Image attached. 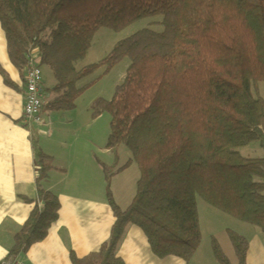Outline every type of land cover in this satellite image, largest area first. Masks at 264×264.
Returning a JSON list of instances; mask_svg holds the SVG:
<instances>
[{"label":"trees","instance_id":"16d2710c","mask_svg":"<svg viewBox=\"0 0 264 264\" xmlns=\"http://www.w3.org/2000/svg\"><path fill=\"white\" fill-rule=\"evenodd\" d=\"M161 18L162 33L148 29L119 42L101 62L82 70L99 30L121 33ZM0 23L13 66L24 72L34 51L56 85L44 111H73L98 81L79 85L124 60L126 78L110 101L94 104L110 117L106 148L125 147L140 178L133 206L122 210L111 195L115 224L108 241L71 264H125L119 247L131 227L146 236L156 258L186 264L202 245L198 199L264 236V0H0ZM4 85L20 92L0 65ZM258 145L259 158L240 149ZM37 185L54 169L53 159L34 151ZM37 204L15 237L9 256H21L45 241L61 204L39 190ZM26 204H32L23 198ZM232 255L211 238L219 264H247L249 241L226 233Z\"/></svg>","mask_w":264,"mask_h":264},{"label":"crops","instance_id":"0c3cea01","mask_svg":"<svg viewBox=\"0 0 264 264\" xmlns=\"http://www.w3.org/2000/svg\"><path fill=\"white\" fill-rule=\"evenodd\" d=\"M0 65L20 89L15 92L7 88L0 77V264L10 257L16 235L36 203H40L39 190L57 196L61 204L59 219L48 238L21 255L20 260L24 264H71V254L83 259L98 253L115 224L108 196L117 202L110 190L124 182L127 172L116 165V155L107 150V141L102 143L97 134L104 113L95 115L93 106L103 91L92 95L80 109L76 105L73 111L65 113L42 110L43 126L31 132L24 121L23 72L11 62L7 34L1 23ZM41 70L44 109L45 103L52 99L50 91L56 81L53 74L44 75ZM36 146L53 159L54 166L40 186L34 157ZM100 156L111 159L113 170L107 168V162ZM23 198L32 204H26ZM248 228L241 227L239 234L249 241L247 264H264V236ZM118 257L125 264H186L177 258H156L145 234L136 227L127 230ZM212 260L215 259L208 257V264H213Z\"/></svg>","mask_w":264,"mask_h":264},{"label":"rangeland","instance_id":"374dc122","mask_svg":"<svg viewBox=\"0 0 264 264\" xmlns=\"http://www.w3.org/2000/svg\"><path fill=\"white\" fill-rule=\"evenodd\" d=\"M161 21H162L161 18L144 20L124 30L121 33H114L112 31L105 29L99 30L96 34H94L90 38L89 56L84 62H80L76 65L77 70H82L93 64L100 65L101 62L112 52V50L119 42L132 37L133 35H135L136 33L142 30L148 29L157 33H162L163 27L158 25V23H160ZM129 66H130V62L127 59L124 60L122 63H120L108 74L103 76V71H102L98 74H95L91 78H88L87 80L83 81L79 85L80 88L87 86L92 82L98 80L93 87L86 90L81 96V98L78 99L76 105L79 106V109L84 105L85 102L88 101V99L92 95H95L100 89L103 92L101 94L99 101L100 100L109 101L112 98L115 89L121 84H123ZM43 71H44V75L45 73H50L51 75L53 74V72L46 67H43ZM44 80H45V76H44ZM100 117L101 118L99 119L98 122L97 134L99 135L100 141H102L103 143L105 140L106 141L108 140V137L110 135V117L106 113H104ZM239 152L242 156L247 158H259L262 156V151L256 144L242 148L240 149ZM112 153L117 157L116 165H119V168H123L126 164L129 163L130 160H132L131 152L125 147H120V149H117ZM100 157L107 162L108 164L107 168L109 170H113L110 169L112 167L111 159H109L107 156H100ZM139 178H140V172L138 166L136 164L130 165V167L127 168V172L124 176L125 183L123 182L121 185L115 186L110 190L111 194H114L113 196L114 198H116L117 204H120V206L124 208V210L131 208L133 206V199L136 194L137 182L139 181ZM112 182H110L109 185H111ZM113 183L116 184L118 182H113ZM101 185L102 184L100 183V186ZM197 201H198V210L200 216V229L202 233V245L197 252L198 255L196 254L197 257H195V259L192 260L193 261L192 264H208V257L210 259H214L210 246L212 237H215L217 240H219L222 243L221 245H223L222 247L228 256L232 255V249L230 245L227 243L226 233L228 231H232L237 234H241L242 232L241 227H247V226H243V224L213 210L212 208L207 206L201 199H198ZM248 229L254 231L253 228L249 227ZM212 261L213 264H219L216 260H212Z\"/></svg>","mask_w":264,"mask_h":264},{"label":"built area","instance_id":"2783aa9c","mask_svg":"<svg viewBox=\"0 0 264 264\" xmlns=\"http://www.w3.org/2000/svg\"><path fill=\"white\" fill-rule=\"evenodd\" d=\"M28 55V66L23 72L22 82L25 89L24 121L32 130L43 126L40 119L43 110L45 91L42 84V70L37 56L29 45L24 46ZM50 129V127H49ZM51 130V129H50ZM2 264H24L19 256H10Z\"/></svg>","mask_w":264,"mask_h":264},{"label":"bare ground","instance_id":"6f19581e","mask_svg":"<svg viewBox=\"0 0 264 264\" xmlns=\"http://www.w3.org/2000/svg\"><path fill=\"white\" fill-rule=\"evenodd\" d=\"M20 257V256H19Z\"/></svg>","mask_w":264,"mask_h":264}]
</instances>
